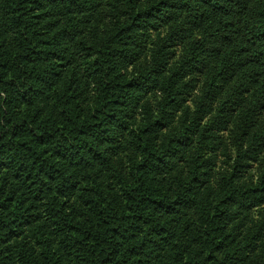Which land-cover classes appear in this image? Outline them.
Returning a JSON list of instances; mask_svg holds the SVG:
<instances>
[{
    "label": "trees",
    "instance_id": "16d2710c",
    "mask_svg": "<svg viewBox=\"0 0 264 264\" xmlns=\"http://www.w3.org/2000/svg\"><path fill=\"white\" fill-rule=\"evenodd\" d=\"M0 264H264V0H0Z\"/></svg>",
    "mask_w": 264,
    "mask_h": 264
}]
</instances>
